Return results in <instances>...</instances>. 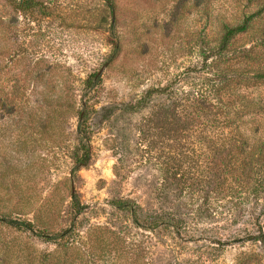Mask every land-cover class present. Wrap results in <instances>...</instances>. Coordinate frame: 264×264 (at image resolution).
Here are the masks:
<instances>
[{"label":"rangeland","instance_id":"374dc122","mask_svg":"<svg viewBox=\"0 0 264 264\" xmlns=\"http://www.w3.org/2000/svg\"><path fill=\"white\" fill-rule=\"evenodd\" d=\"M22 1L0 0V264H264V241L250 238L264 233V76L254 70L264 69V11L205 59L223 25L264 0H111L113 13L105 0ZM211 69H232L227 92L255 101L239 127L262 165L213 218L195 216L199 202L163 212L158 167L117 176L114 131L98 111L171 81L210 82ZM82 121L91 158L75 168ZM119 198L141 205L140 225ZM161 214L169 225L153 227Z\"/></svg>","mask_w":264,"mask_h":264},{"label":"trees","instance_id":"16d2710c","mask_svg":"<svg viewBox=\"0 0 264 264\" xmlns=\"http://www.w3.org/2000/svg\"><path fill=\"white\" fill-rule=\"evenodd\" d=\"M105 1L113 13L112 1ZM32 3L23 0L18 3V8L28 9ZM263 11L264 4L258 11L246 15L240 23L224 24L216 51L210 49L205 59L222 56L230 39L244 32ZM231 70L217 72L211 69L207 72L212 77L210 82L188 88L174 81L151 87L134 102L108 104L98 111L101 120L114 131L117 176L124 178L136 163L142 167H158L160 177L155 197L163 212L174 207H191L199 202L195 216L213 218L220 200L229 197L234 190L242 189L246 181L243 174L260 170L261 157H256L254 151H243L247 139L239 127L244 115L251 110L254 112L255 101L242 94L227 92ZM254 70L257 77L264 76V69ZM99 80L97 72L90 87L97 85ZM78 133L81 152L76 158L75 168L86 165L91 158L86 122H80ZM259 180L254 192L262 184ZM113 204L120 209H129L134 221L140 225L142 221L137 215L141 209L139 203L119 198ZM73 205L77 213L85 208L76 195H73ZM174 218L173 225L180 234L183 217L178 215ZM156 219L153 227L169 225L163 214ZM9 222L33 229L30 221L10 219ZM250 238L264 241V233L260 231L259 235Z\"/></svg>","mask_w":264,"mask_h":264}]
</instances>
